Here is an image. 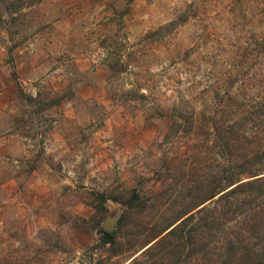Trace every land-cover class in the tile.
Returning <instances> with one entry per match:
<instances>
[{
    "label": "rangeland",
    "instance_id": "1",
    "mask_svg": "<svg viewBox=\"0 0 264 264\" xmlns=\"http://www.w3.org/2000/svg\"><path fill=\"white\" fill-rule=\"evenodd\" d=\"M226 166H264V0H0V264H128Z\"/></svg>",
    "mask_w": 264,
    "mask_h": 264
},
{
    "label": "trees",
    "instance_id": "2",
    "mask_svg": "<svg viewBox=\"0 0 264 264\" xmlns=\"http://www.w3.org/2000/svg\"><path fill=\"white\" fill-rule=\"evenodd\" d=\"M228 167L220 176H211L204 195L196 194L186 208L154 232L128 264H156L162 255L161 259H170L168 264H264V166L241 168L237 173ZM138 198L132 190L127 207L132 208ZM105 201L103 194L97 195L98 213L93 219L100 236L96 248L108 246L115 252L118 235L102 226ZM128 217V210L119 215L120 228Z\"/></svg>",
    "mask_w": 264,
    "mask_h": 264
},
{
    "label": "water",
    "instance_id": "3",
    "mask_svg": "<svg viewBox=\"0 0 264 264\" xmlns=\"http://www.w3.org/2000/svg\"><path fill=\"white\" fill-rule=\"evenodd\" d=\"M107 222H108V219L106 220V224H108Z\"/></svg>",
    "mask_w": 264,
    "mask_h": 264
}]
</instances>
